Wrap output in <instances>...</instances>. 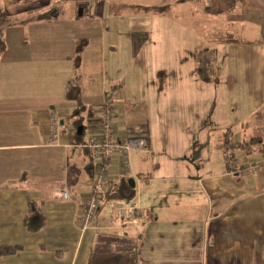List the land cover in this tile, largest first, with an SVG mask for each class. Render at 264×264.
I'll list each match as a JSON object with an SVG mask.
<instances>
[{"label": "crops", "instance_id": "0c3cea01", "mask_svg": "<svg viewBox=\"0 0 264 264\" xmlns=\"http://www.w3.org/2000/svg\"><path fill=\"white\" fill-rule=\"evenodd\" d=\"M2 1L14 22L6 31L10 61L0 60V245L21 248L0 255V264H86L99 241L115 237L138 243L145 264H264V152L243 147L256 135L264 142V0H225L217 14L207 10L212 0H185L206 1L204 17L224 22L218 30L178 15L171 3L179 0H73V11L84 1L85 13L99 9L134 22L125 28L129 39L148 30L136 56L129 40L123 60L114 37H52L57 0ZM156 4L168 8L143 10ZM227 33L238 40H215ZM81 38L87 44L79 71L90 74L96 58L102 73L96 94L81 85L83 140L102 121L100 105L111 89L115 135L148 142L132 151L133 173L126 175L136 179V196L119 202L138 201L137 216L114 225L105 202L98 227L85 232L78 220L93 175L71 118L78 104L66 96ZM203 47L217 50V82L197 73L195 54ZM53 112L65 130L60 144L49 146ZM228 145L236 146L241 170L230 168ZM61 185L70 188L69 199L54 196ZM31 202L45 217L35 231L23 223Z\"/></svg>", "mask_w": 264, "mask_h": 264}, {"label": "trees", "instance_id": "16d2710c", "mask_svg": "<svg viewBox=\"0 0 264 264\" xmlns=\"http://www.w3.org/2000/svg\"><path fill=\"white\" fill-rule=\"evenodd\" d=\"M33 0H10L12 4L22 3ZM185 1V0H179ZM84 1H80L79 6L83 7V13L85 14ZM168 8L167 5L156 4L153 6L143 7V10L150 12L157 10L163 12ZM77 11V16H80ZM45 15V14H44ZM43 16V15H41ZM13 17L7 12L3 1L0 0V57L4 54L7 49L6 31L13 24ZM148 30H134L131 32V49L132 55L136 56L142 49L145 41L148 39ZM219 42H231L237 41L238 39L233 35L227 33L226 35H218L216 37ZM87 44V40L81 38L78 40L75 47V51L71 56L74 63L75 75L78 74L82 53ZM196 59V70L199 77L206 82H217L218 77L216 74V63H217V50L215 48L203 47L199 48L195 54ZM79 78V77H77ZM114 87H112L113 89ZM111 89L107 91L106 99H110L109 94ZM66 96L69 99L77 102V107L71 114L74 125L85 127L84 116L82 111H85V107L82 104V93L80 80L76 81L75 78L70 79L67 82ZM85 133L77 132V142L83 143V136ZM229 144V141L227 142ZM257 144L261 151L264 152V142L262 136L256 135L251 139L247 140L243 145L245 149L249 151V146ZM227 147V146H226ZM88 154V151L86 150ZM90 158V157H89ZM91 174L94 173V164L90 159L87 164ZM244 165L237 167L236 169L241 170ZM142 176L139 174V177ZM141 178V177H140ZM136 196V179L129 176L119 177L113 184L112 189L105 194V202H123L131 201ZM24 226L31 231L40 229L45 223V217L42 214L39 204L31 202L29 205V211L23 220ZM21 248V245H0V255L13 254ZM86 264H145L141 259L138 252V243L134 241H127L119 237L105 238L98 242L97 246L92 250Z\"/></svg>", "mask_w": 264, "mask_h": 264}, {"label": "built area", "instance_id": "2783aa9c", "mask_svg": "<svg viewBox=\"0 0 264 264\" xmlns=\"http://www.w3.org/2000/svg\"><path fill=\"white\" fill-rule=\"evenodd\" d=\"M87 17L90 14H86ZM102 121L93 129H90V136L79 147L88 151V155L94 164V173L90 184V197L80 217L79 225L83 232L98 227V217L105 194L112 189L114 182L121 176L133 173L132 151L148 148L147 139L143 136H116L114 133L115 108L111 104V98L106 99L100 105ZM65 130V124L61 120L60 113L53 112L51 115L50 133L47 144L56 146L60 144V138ZM236 146L225 147V156L231 169L238 167V161L234 152ZM251 165L244 169L249 170ZM54 196L62 199L71 197V190L68 185L57 186ZM111 223L119 225L125 219H132L137 216L140 208L138 201L131 203L110 202Z\"/></svg>", "mask_w": 264, "mask_h": 264}, {"label": "rangeland", "instance_id": "374dc122", "mask_svg": "<svg viewBox=\"0 0 264 264\" xmlns=\"http://www.w3.org/2000/svg\"><path fill=\"white\" fill-rule=\"evenodd\" d=\"M206 3V1H202ZM60 6V16L56 19H54L52 25H51V31H49L50 35L54 37L55 34L59 33L61 37L63 34L65 37H92V39L98 40L97 37H114L117 39L119 43V59L123 60V51L127 50L129 47V37H125V28H127V31L129 28L133 25H135L134 22H128V19L126 17L115 19L114 13L110 15H104L102 14L99 9L96 10H90L88 9L87 12L84 14V16H80L79 18H76L74 14L79 11L80 7L77 10H72L71 6L73 5V0H57L56 2ZM204 3L202 5H204ZM174 4L173 6H176L175 12L178 13V15L183 16L184 18L188 19L189 16V22L192 23L196 28L198 29H205L207 27H211L210 30H218V29H224L225 25L224 22L219 21L215 18L214 21L211 22L209 18H205L204 15L206 14L202 10V5L199 6H193L189 1H183L181 3H171ZM210 6H207V9L209 12H213V14H217L218 9H224L228 6V2L225 0H212V3ZM71 10L74 14L71 15ZM194 10L193 17H191V11ZM92 12V13H89ZM86 14H90V17L87 18ZM116 14V13H115ZM117 14H119L117 12ZM187 15V17H185ZM123 16V15H121ZM191 18V19H190ZM139 28V26H137ZM220 27V28H219ZM135 27H132V29ZM61 33V34H60ZM60 37V36H59ZM7 40V51L3 54L2 57H0V60L2 62H8L9 56H10V38L9 35L6 36ZM205 40H208V42L212 41L209 38H205ZM96 43V42H95ZM62 50V49H61ZM66 50V49H65ZM64 50V51H65ZM63 51V50H62ZM7 58V59H6ZM95 59L94 64V70L89 74L86 73V69L83 70L81 73L78 72L77 75H74L72 78L77 81L80 80V84L82 85V88L84 89V92L91 91L92 95L96 94L98 92V87L101 85V68L100 63L98 64L99 59ZM125 59V58H124ZM2 67V66H0ZM83 74V75H82ZM5 75L3 76V78ZM79 77V78H77ZM7 79L10 78V76L6 77ZM71 78V79H72ZM91 79V80H89ZM96 79V80H95ZM69 81V80H68ZM91 85V86H90ZM23 95H25V92H22ZM91 95V94H90Z\"/></svg>", "mask_w": 264, "mask_h": 264}, {"label": "water", "instance_id": "95a60500", "mask_svg": "<svg viewBox=\"0 0 264 264\" xmlns=\"http://www.w3.org/2000/svg\"><path fill=\"white\" fill-rule=\"evenodd\" d=\"M82 13H83V7H80V9H79V12H78V14L81 16L82 15ZM82 126H79V128H78V132H82Z\"/></svg>", "mask_w": 264, "mask_h": 264}]
</instances>
